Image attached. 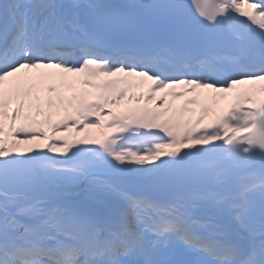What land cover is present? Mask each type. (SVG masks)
<instances>
[{
	"label": "snow or ice",
	"instance_id": "6c2138e0",
	"mask_svg": "<svg viewBox=\"0 0 264 264\" xmlns=\"http://www.w3.org/2000/svg\"><path fill=\"white\" fill-rule=\"evenodd\" d=\"M194 2L0 0V264H264V0ZM175 85L234 95L115 110ZM90 117L113 131L54 135Z\"/></svg>",
	"mask_w": 264,
	"mask_h": 264
},
{
	"label": "rangeland",
	"instance_id": "374dc122",
	"mask_svg": "<svg viewBox=\"0 0 264 264\" xmlns=\"http://www.w3.org/2000/svg\"><path fill=\"white\" fill-rule=\"evenodd\" d=\"M189 87L187 85H175L174 87H172L170 89L164 90L165 93L167 94V96H171L174 99V102L176 103V106H175V104H170L172 110L176 109V111H177V109H178V106H177L178 101L181 102L183 100H188V104L191 103V100H193L194 97L196 96L194 93L197 90L202 91L201 94H207L208 96H209L210 92L211 93L212 92H216L214 89H196L195 91H188L187 89ZM179 88H183L182 95H175L173 92L176 93ZM132 92L136 93V91H132ZM170 93H172V94H170ZM229 93L230 92L226 93L227 95H222V93H218V94L223 96L222 101L225 102V101H227V97L226 96H228ZM139 102H140V100H138V101L137 100H131V101L127 100L126 101V105L124 107H115V110L121 111L122 109H126V110L133 109V108H136L139 105ZM205 106H207V104ZM165 107H167V106H165ZM176 113L178 114V112H176ZM28 143H30V144L26 145L24 149L32 148L33 150H39V148L42 146L43 142L37 141L35 139V140H32V141H28Z\"/></svg>",
	"mask_w": 264,
	"mask_h": 264
},
{
	"label": "bare ground",
	"instance_id": "6f19581e",
	"mask_svg": "<svg viewBox=\"0 0 264 264\" xmlns=\"http://www.w3.org/2000/svg\"><path fill=\"white\" fill-rule=\"evenodd\" d=\"M46 72H60V69H55V68H52V69H45V73Z\"/></svg>",
	"mask_w": 264,
	"mask_h": 264
},
{
	"label": "trees",
	"instance_id": "16d2710c",
	"mask_svg": "<svg viewBox=\"0 0 264 264\" xmlns=\"http://www.w3.org/2000/svg\"><path fill=\"white\" fill-rule=\"evenodd\" d=\"M97 129V128H96Z\"/></svg>",
	"mask_w": 264,
	"mask_h": 264
}]
</instances>
